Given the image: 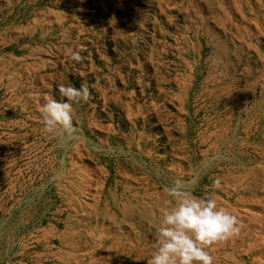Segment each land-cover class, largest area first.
<instances>
[{"label":"rangeland","instance_id":"374dc122","mask_svg":"<svg viewBox=\"0 0 264 264\" xmlns=\"http://www.w3.org/2000/svg\"><path fill=\"white\" fill-rule=\"evenodd\" d=\"M177 179L241 221L214 264H264V0H0V264H146Z\"/></svg>","mask_w":264,"mask_h":264},{"label":"clouds","instance_id":"9594fccd","mask_svg":"<svg viewBox=\"0 0 264 264\" xmlns=\"http://www.w3.org/2000/svg\"><path fill=\"white\" fill-rule=\"evenodd\" d=\"M70 59L80 62L79 51L70 50ZM61 97L66 102L49 99L41 108L44 131L58 135L63 141L71 137L77 128L74 126V104L87 102L90 91L87 84L79 88L63 83L57 85ZM222 178L213 180L212 188H222ZM175 206L162 213L155 227L156 248L146 258V264H214L210 247L237 236L241 230L239 218L218 206L214 197H198L185 188L180 179L166 189Z\"/></svg>","mask_w":264,"mask_h":264}]
</instances>
